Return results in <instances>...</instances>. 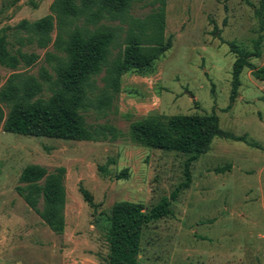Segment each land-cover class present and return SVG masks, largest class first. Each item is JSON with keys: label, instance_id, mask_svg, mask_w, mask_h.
<instances>
[{"label": "rangeland", "instance_id": "rangeland-1", "mask_svg": "<svg viewBox=\"0 0 264 264\" xmlns=\"http://www.w3.org/2000/svg\"><path fill=\"white\" fill-rule=\"evenodd\" d=\"M41 2L0 0V30L47 15ZM261 10L260 0H166L171 48L152 74H124L114 101L118 113L97 120L125 134L116 142L34 138L0 130V173L9 167L14 177L29 164L49 171L63 167L71 199L79 195L71 200L63 234L49 236L37 227L10 236L0 243V264H107L103 226L112 205L130 201L148 212L185 179L187 156L137 147L128 136L130 124L149 115L211 114L222 131L245 141L213 139L209 151L191 165V184L171 202L170 213L143 228L138 264H264V81L245 68L237 97L230 101L236 59L232 45L254 54L248 58L254 67L264 65V13L256 14ZM150 12L135 5L131 14L141 18ZM8 40L16 51L15 39ZM21 51L34 53L37 61L21 63L16 71L0 66V87L13 72L38 78L40 67H46L45 53L53 49L33 45ZM124 170L127 179L117 180ZM79 187L91 194L93 207L84 202Z\"/></svg>", "mask_w": 264, "mask_h": 264}, {"label": "trees", "instance_id": "trees-1", "mask_svg": "<svg viewBox=\"0 0 264 264\" xmlns=\"http://www.w3.org/2000/svg\"><path fill=\"white\" fill-rule=\"evenodd\" d=\"M135 5L151 12L138 18L131 14ZM36 7V5H33ZM264 13V0H260ZM166 0H54L47 15L35 21L21 20L0 30V66L16 71L23 63L33 65L38 56L21 51L23 46L45 53V66L38 78L13 72L0 87V129L5 133L78 142L113 143L125 137L106 119L117 114L114 101L121 78L133 73L147 76L171 46L165 37ZM55 32V37L52 35ZM19 48L12 51L9 38ZM232 66L230 101L237 97L240 75L245 68L264 81V65L254 67L248 58L254 54L239 51ZM4 108L8 109L7 114ZM94 117L93 122L88 118ZM128 136L137 147L187 156L184 181L148 212L130 201L115 202L104 219L107 264H138L143 228L170 213V205L180 191L191 184L190 167L206 154L214 138L245 141L219 128L214 115H149L133 121ZM256 146L254 143H250ZM65 168L49 171L37 164L25 166L15 191L24 203L56 235L65 230ZM127 171L116 175L127 179ZM84 202L93 207L91 194L79 187Z\"/></svg>", "mask_w": 264, "mask_h": 264}, {"label": "crops", "instance_id": "crops-1", "mask_svg": "<svg viewBox=\"0 0 264 264\" xmlns=\"http://www.w3.org/2000/svg\"><path fill=\"white\" fill-rule=\"evenodd\" d=\"M54 0H42L45 8L47 7L49 11V6ZM41 6V5H40ZM166 28V27H165ZM167 30L165 29V37ZM128 74V73H127ZM125 76V75H124ZM122 76V80L125 78ZM1 130V129H0ZM11 134V133H9ZM17 135V134H15ZM22 136V135H21ZM32 137V136H28ZM37 138V137H34ZM45 138V137H42ZM53 139V138H48ZM61 140V139H55ZM39 165V164H37ZM9 167L3 171V174L0 173V243L3 241L11 240L14 235L20 236V232L28 233L29 231L41 227L49 236L59 237L60 235L54 234L52 231L45 229L44 223L41 219L24 203L23 199L18 196L15 191V187L18 183V178L22 170L13 177L10 173ZM66 190V205H65V229L67 225V211L70 209V203L73 198H79V195L76 196L69 193V188L65 184ZM74 213V210L73 212ZM11 243V242H10ZM19 248V247H18Z\"/></svg>", "mask_w": 264, "mask_h": 264}]
</instances>
